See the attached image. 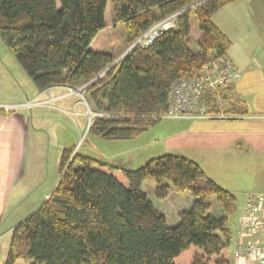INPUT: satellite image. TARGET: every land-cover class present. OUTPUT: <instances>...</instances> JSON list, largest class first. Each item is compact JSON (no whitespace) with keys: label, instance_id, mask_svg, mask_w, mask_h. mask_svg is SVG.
<instances>
[{"label":"trees","instance_id":"16d2710c","mask_svg":"<svg viewBox=\"0 0 264 264\" xmlns=\"http://www.w3.org/2000/svg\"><path fill=\"white\" fill-rule=\"evenodd\" d=\"M236 1L242 0H0V38L38 90L87 85L86 97L100 113L91 135L128 140L161 121L175 80L227 55L231 42L213 16ZM179 12L175 28L118 61L96 41L119 22L133 44ZM193 15L201 33L197 51ZM231 89L221 104L206 97L212 113H244ZM60 174L49 198L12 230L4 264H232L229 218L237 198L196 161L165 154L127 169L64 149ZM147 180L159 200L173 190L194 198L175 226L143 191ZM212 199L219 216L211 212Z\"/></svg>","mask_w":264,"mask_h":264},{"label":"rangeland","instance_id":"374dc122","mask_svg":"<svg viewBox=\"0 0 264 264\" xmlns=\"http://www.w3.org/2000/svg\"><path fill=\"white\" fill-rule=\"evenodd\" d=\"M191 20L194 29L191 46L193 50L197 51L199 32L194 24L198 25V20L195 16ZM96 41L99 47L105 43L111 47L115 46L118 55L117 61L131 51L134 44L128 43L121 29L114 30L111 27L100 33ZM251 41L258 44V50L262 47L261 35H249L247 39L243 37L239 43L243 47L251 49ZM2 43L4 42L0 38V44ZM236 47L234 52L239 49L237 45ZM7 53L4 62L7 63L12 75L20 81L25 90H31L30 87L34 86L33 81L23 71L15 56L9 50ZM17 67H20L22 73ZM86 87L87 85L67 86V93L60 97L62 99L71 95L73 100L70 103L66 102L65 106H61L63 112L50 108L60 97L39 100L42 101L40 105H43V108L40 111L44 116H37L38 121L34 120L31 125V129L34 131L32 133L35 149L31 145L30 163L33 156L37 158L35 159L36 163L31 164L34 169H30L31 171L29 170L30 172L28 171L26 176V184L31 180L32 189L29 188L24 195H20L19 205H15V208L10 212L11 219L21 218L20 222H22L34 212L35 206L43 201L46 194L50 193L58 184L61 178L60 165L64 149H73L74 153L91 156L108 165L127 169H136L151 159L165 154H173L198 162L210 177L236 196L238 205L235 213L229 218V227L232 230L230 245L232 253L237 238L236 223L243 212L247 195L250 192H264V152H251L252 149L245 144L241 148H236L233 144V133H254L261 129L262 124L250 123L249 120L243 119H226L230 116L227 113H209L205 117L193 116V118L183 119L162 116L158 124L149 127L134 139L110 140L89 133L92 121L100 116V113L88 101L85 94ZM78 101L82 102L79 107H82L81 113L84 116L79 114V107V109L75 108L74 104ZM35 108L21 110L29 112L28 115L31 117V112ZM30 117L29 119H31ZM232 127L233 132H230L228 129ZM228 131L229 133H227ZM219 133L222 134L218 135ZM156 187L153 181L147 180L142 189L157 208H164L171 219L177 217L179 212L189 210L194 203L191 202L193 197L190 194H180L176 191L172 192L166 202L159 200L156 196ZM19 190L22 189L19 187ZM16 193L17 191H15L14 203L17 200ZM213 203V211H216L215 200ZM10 240L11 235L0 239V264L5 263ZM233 257L232 254V263Z\"/></svg>","mask_w":264,"mask_h":264},{"label":"crops","instance_id":"0c3cea01","mask_svg":"<svg viewBox=\"0 0 264 264\" xmlns=\"http://www.w3.org/2000/svg\"><path fill=\"white\" fill-rule=\"evenodd\" d=\"M213 22L218 27V29L230 40L231 46L227 51V55L233 60L235 65L242 72L241 80L233 85L230 91V98L233 101L238 100L240 102L244 109V113H229V118H225L243 119L247 121L249 120L250 123L258 122L262 124V127L259 131L254 133H245L249 135H245L244 132L237 134L233 133V144L236 148H241L245 144L252 149L251 152H264V0H242L233 2L217 12L213 16ZM194 26L197 27L199 32L198 37L200 38L201 33L199 30V23L198 25L195 23ZM110 27L114 30L118 28L121 29L123 36L126 39L124 25L119 22L105 27L98 33V35ZM193 32L194 29L192 25L191 38ZM249 35H261L263 43L259 50L258 44H255L253 41H251V49L249 47H243L242 44L239 43L241 38L246 37L247 39ZM236 45L239 49L234 52V49L237 48ZM8 50L9 49L4 43L0 44V107L2 105L20 104L32 99L46 100L51 97L57 98L67 93V85L53 86L40 91L34 84V86L30 87L31 90H25L22 87L20 81L14 75H12L11 70L7 67V63L4 62V59L8 54ZM100 50L111 53L115 55V57H118L115 46L111 47L109 44L105 43V45L100 47ZM17 69L22 73L20 67H17ZM71 98V95H67L62 99L60 97V99L55 101L53 107L50 108L54 111L63 112L61 106H65L66 102H72L73 99ZM81 103V101H78L74 105L75 108H80L79 114L84 116V114L81 113L82 107H79ZM35 107L36 108L31 112V117L28 115L29 112L23 110H8L2 107L0 108V229H2L0 231V239L5 238L6 235H11L14 227L21 221V218L18 220H12L10 212L13 208H15V205H19L21 198L20 195H24L25 191L29 188L30 190L32 189V186L30 185L31 180L26 184L27 172L32 168L34 169L32 165L36 163L35 159L37 158L36 156H33V160L30 163L29 156L31 153V145L35 149V141L33 139L34 135L32 133L34 131H32L31 125L34 120L38 121L37 116H44L41 113L42 111H40V109L43 108V105H38ZM225 109H227V106H225ZM29 117L31 119H29ZM176 118L183 119L193 117ZM230 129L228 130L233 132V127ZM229 131L227 133H229ZM220 134L222 133H219L218 135ZM206 175L210 177L207 173ZM210 178L214 180L212 177ZM19 187L22 190H19ZM55 187L50 193L46 194V197L43 198V201L38 203L33 211H35L47 200ZM15 191H17L16 204L14 203ZM167 199H165V202ZM213 200L215 199H212L214 208ZM191 202H194V198H192ZM245 204L246 201L244 202V207ZM213 208L211 210L212 214L216 216L218 214H222L218 205L216 211H213ZM157 209L167 217L169 225L175 226L179 222L180 214L177 217L171 219L169 218L168 214H166L167 212H165L164 208ZM235 245L236 242L233 246V250ZM233 259L234 260L232 264H242L234 257ZM247 264H250V261H247Z\"/></svg>","mask_w":264,"mask_h":264},{"label":"built area","instance_id":"2783aa9c","mask_svg":"<svg viewBox=\"0 0 264 264\" xmlns=\"http://www.w3.org/2000/svg\"><path fill=\"white\" fill-rule=\"evenodd\" d=\"M179 13L171 14L147 30L133 44L146 47L165 31L177 25ZM242 72L228 56L207 62L201 71L191 77L175 80L169 93L168 111L164 118L207 116L211 109L206 97L212 95L221 104L223 94L241 79ZM42 103L37 99L20 104L2 105L8 110L31 109ZM0 107V108H1ZM161 116V117H162ZM236 245L232 254L242 264H264V192H250L243 212L236 223Z\"/></svg>","mask_w":264,"mask_h":264},{"label":"water","instance_id":"95a60500","mask_svg":"<svg viewBox=\"0 0 264 264\" xmlns=\"http://www.w3.org/2000/svg\"><path fill=\"white\" fill-rule=\"evenodd\" d=\"M126 54H127V53H126ZM126 54H125V55H126ZM120 59H121V58H120ZM109 68H111V67H109ZM109 68H108V69H109ZM95 80H96V79H95ZM92 82H94V81H92Z\"/></svg>","mask_w":264,"mask_h":264}]
</instances>
